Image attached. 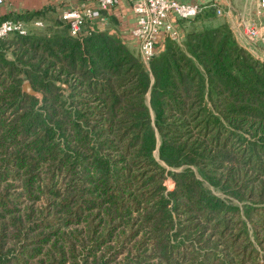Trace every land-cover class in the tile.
Returning <instances> with one entry per match:
<instances>
[{
    "label": "trees",
    "instance_id": "1",
    "mask_svg": "<svg viewBox=\"0 0 264 264\" xmlns=\"http://www.w3.org/2000/svg\"><path fill=\"white\" fill-rule=\"evenodd\" d=\"M48 18L0 37V264H64L79 222L131 243L124 264H264V58L226 21L145 64L117 33Z\"/></svg>",
    "mask_w": 264,
    "mask_h": 264
},
{
    "label": "built area",
    "instance_id": "2",
    "mask_svg": "<svg viewBox=\"0 0 264 264\" xmlns=\"http://www.w3.org/2000/svg\"><path fill=\"white\" fill-rule=\"evenodd\" d=\"M4 0H0V5ZM119 0H94L92 3L79 1L60 9L57 17L66 25L67 31L79 36L93 29H103L107 16L103 10L114 7ZM135 13V24L129 29L136 44V52L143 63L161 49L165 38L180 42L183 33L179 20L192 19L200 10V5L188 0H129ZM264 6V0H259ZM212 5H215L214 3ZM216 12L221 10L216 6ZM43 21L39 17H7L0 20V37L8 33L25 34L29 29L40 28ZM245 31L252 37L258 36L254 25Z\"/></svg>",
    "mask_w": 264,
    "mask_h": 264
},
{
    "label": "crops",
    "instance_id": "3",
    "mask_svg": "<svg viewBox=\"0 0 264 264\" xmlns=\"http://www.w3.org/2000/svg\"><path fill=\"white\" fill-rule=\"evenodd\" d=\"M79 1L92 3L94 0H4L0 5V16L19 13L24 10L46 9V13L57 17L60 9ZM213 3L220 8L221 6L224 7L221 9L225 14V20L236 39L255 56L259 58L264 56L263 48H261L264 31L263 6H260L259 0H200L198 4L201 10ZM103 13L107 16V22L102 26L103 29L117 33L126 44H131L132 47L134 44L135 46L129 29L135 24L136 16L130 7L129 0H119L114 7L103 10ZM249 24L256 27L258 36L252 37L245 31Z\"/></svg>",
    "mask_w": 264,
    "mask_h": 264
},
{
    "label": "rangeland",
    "instance_id": "4",
    "mask_svg": "<svg viewBox=\"0 0 264 264\" xmlns=\"http://www.w3.org/2000/svg\"><path fill=\"white\" fill-rule=\"evenodd\" d=\"M190 2H196V3H200V0H189ZM216 6L215 5H210L208 7H211V12L206 14L205 19L204 17L201 18V15L203 14V12L201 10H199V12L197 13L196 16H194L192 19L189 20H179V24H180V30L182 31L183 35L185 33V31L190 28V27H195V28H200L203 24L205 25H212L215 24L217 22H222V21H226L225 20V14L223 13V6H221L220 13L216 12ZM205 8V7H204ZM50 14H47V17H41L42 21L45 23V21L48 19V21L53 20L54 18H48V17H52L49 16ZM55 17V16H53ZM204 19V20H203ZM251 36V35H250ZM133 39V38H132ZM183 39V38H182ZM182 39L180 40V42H182ZM135 42V41H134ZM263 46H261V48H263V55H264V31H263V42L261 43ZM127 45L132 48L134 51L136 50V44L133 47L131 44ZM137 53V52H136ZM12 56V55H11ZM261 58H264V56H262ZM27 81V80H23L22 82ZM66 90H68V88H66ZM65 90V91H66ZM37 96H40L39 92H36ZM153 154L155 155V157L157 156V151L156 149H154ZM195 169V173L196 176L201 177L200 172L196 169L195 166H192ZM204 181V180H203ZM164 183L167 186V188L172 187V180L169 176H167L164 179ZM203 184L209 189L211 190L213 193H216L220 196L223 195V193L215 188L214 186L208 184L206 181L203 182ZM46 197L45 195H42L41 199ZM43 204L44 201L39 202ZM83 227L84 225L82 223H75V224H71V225H64V230L67 233L68 231H73L69 237V239L71 240V243H66L64 241H57L56 246H58L57 244H60V246L67 252V255L65 256V260H64V264H70L72 257L71 254H74V257L76 259V261L80 262L82 261V258L85 257L87 263L86 264H124L123 262L127 260L128 256H133L134 254V249H133V245L131 243H125L120 242L119 240H109L106 243H98V240L95 237H92L90 239V237H83ZM46 230V229H45ZM63 230V228H62ZM8 239V238H6ZM95 240V243L92 242ZM92 242V243H91ZM47 246V245H46ZM97 247L96 250H94L93 252H91L92 249H95ZM109 247V248H108ZM141 249H144L146 253H148V248L146 245L141 246ZM125 250L124 252H118V250ZM130 262V261H128ZM158 259H148L146 261H140L138 264H157ZM162 264V263H161Z\"/></svg>",
    "mask_w": 264,
    "mask_h": 264
},
{
    "label": "water",
    "instance_id": "5",
    "mask_svg": "<svg viewBox=\"0 0 264 264\" xmlns=\"http://www.w3.org/2000/svg\"><path fill=\"white\" fill-rule=\"evenodd\" d=\"M21 88L26 91V92H29V93H32V94H36V90H34L31 86H30V83L28 81H24L21 83Z\"/></svg>",
    "mask_w": 264,
    "mask_h": 264
}]
</instances>
